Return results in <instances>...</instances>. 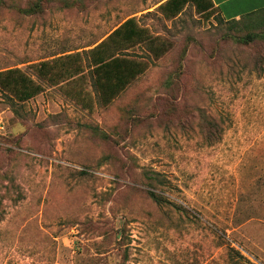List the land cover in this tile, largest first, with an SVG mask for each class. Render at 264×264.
I'll list each match as a JSON object with an SVG mask.
<instances>
[{
  "label": "rangeland",
  "instance_id": "374dc122",
  "mask_svg": "<svg viewBox=\"0 0 264 264\" xmlns=\"http://www.w3.org/2000/svg\"><path fill=\"white\" fill-rule=\"evenodd\" d=\"M164 1L0 6V71L44 88L0 94V264H264V39L218 9L166 19ZM131 17L151 41L114 100L81 108L39 77L65 54L85 68Z\"/></svg>",
  "mask_w": 264,
  "mask_h": 264
},
{
  "label": "crops",
  "instance_id": "0c3cea01",
  "mask_svg": "<svg viewBox=\"0 0 264 264\" xmlns=\"http://www.w3.org/2000/svg\"><path fill=\"white\" fill-rule=\"evenodd\" d=\"M213 2L225 20H238L247 14L264 9V0H213ZM158 7L156 8L157 10ZM130 19H134V23L125 29L123 35L110 40L109 37L113 32ZM140 29L145 30V28H141L138 25L136 17L125 20L102 41L87 51L89 65H87L86 61L85 68L83 66L84 56H80L79 53L60 55L44 61L47 66L43 69V79L50 86L49 89H57L67 100L81 108H84V106L88 109H91L93 106L97 108L100 103H108L114 100L115 97L113 96L122 94L143 73L144 66L142 67V62L137 57L136 49L140 50L151 39H146L148 37L146 30L142 39L139 33ZM134 33L136 35L133 36ZM104 41H109L106 50L116 54L117 57L124 54L123 58L130 61L128 67L124 66L120 74L121 79L125 82L132 79L123 89L119 88L122 85L121 83L117 84L116 75L107 78L102 70L100 71V77H97L95 73V69L97 68L96 61L99 58V54L91 55L88 53ZM84 69L86 70L84 71ZM116 71L117 69L113 68V72ZM92 81L97 90L90 93L87 88H93Z\"/></svg>",
  "mask_w": 264,
  "mask_h": 264
},
{
  "label": "trees",
  "instance_id": "16d2710c",
  "mask_svg": "<svg viewBox=\"0 0 264 264\" xmlns=\"http://www.w3.org/2000/svg\"><path fill=\"white\" fill-rule=\"evenodd\" d=\"M3 4L5 5L4 0H0V6ZM189 4L194 5L196 7V10L200 14L207 15L208 17H211L214 14L215 10L217 9L214 5L213 0H165L159 5L158 12H160L166 19H174L179 14H181L182 11L185 9V7ZM36 7L39 8L42 6L41 4H37ZM25 13L30 14L28 10H26ZM221 18L225 20L222 17V15ZM240 19L241 20L239 22L244 20L243 24L246 25L251 32H255L253 33L254 36L249 37V39L241 38V41L243 43L249 44L252 41H254V39L256 38L264 39V32L256 33L258 29L264 26V9L247 14ZM231 21H237V20H231ZM133 23H134V19L128 20L120 28L114 31L113 34L109 37V39L111 40L115 37H121L125 29ZM144 32L146 31L143 29L139 30L141 37L143 36ZM134 35H136V33H134L133 36ZM146 39L148 40L150 38L146 37ZM108 43L109 41H104L88 54L91 55L96 53L99 54V58L96 61L97 68L95 69V73L97 77H100L101 70L103 71L104 75L107 78L116 75L117 84L119 85L121 83L122 86L119 88L123 89L132 80V79L129 81L127 80V82H125L120 77V74L122 73V68L124 66L128 67L130 61L123 58L124 54H121L120 56L117 57L116 54L106 50ZM45 66H47V64L41 62L39 66L40 69L38 70V75L42 79L44 77L43 69ZM113 68L117 69V71L113 72ZM43 91H44L43 86L37 84V82L32 77L28 76L24 71L20 69L13 68V69H8L6 71H0V94L3 93V95H5V97L11 101L17 100L19 102H27L29 100H32L39 94H41ZM113 97L116 98L117 96H113ZM158 177H160V175L149 176L148 179L150 181H157ZM149 195L157 203L161 202L162 198L158 196L154 191H150Z\"/></svg>",
  "mask_w": 264,
  "mask_h": 264
}]
</instances>
